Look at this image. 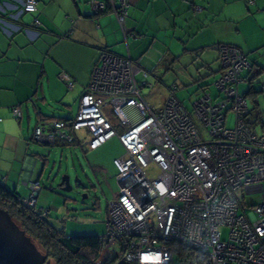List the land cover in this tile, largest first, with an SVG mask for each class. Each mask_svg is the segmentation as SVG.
Wrapping results in <instances>:
<instances>
[{"label": "built area", "instance_id": "1", "mask_svg": "<svg viewBox=\"0 0 264 264\" xmlns=\"http://www.w3.org/2000/svg\"><path fill=\"white\" fill-rule=\"evenodd\" d=\"M92 2L96 13L105 7ZM114 2L108 4L124 31L127 0H118V8ZM36 5L22 0L15 19L34 14ZM5 24L0 19L1 29ZM219 61L220 102L204 94L189 111L171 95L153 109L136 80L138 74L146 78V71L127 57L104 52L75 117L36 125V142L84 141L89 151L113 138L121 143L123 156L113 162L118 191L107 202L106 232L95 264H172L171 243L204 255L211 264H264V137L248 126L246 101L238 92L241 74L251 65L234 46H220ZM62 81L73 87L66 75ZM259 88L264 97V83ZM229 111L235 114L233 129L225 127ZM11 113L20 119L18 108ZM80 132L88 139L80 140ZM39 191L32 184L23 203L34 208ZM237 191L259 194L261 203L246 213ZM225 228L229 233L222 241Z\"/></svg>", "mask_w": 264, "mask_h": 264}, {"label": "crops", "instance_id": "2", "mask_svg": "<svg viewBox=\"0 0 264 264\" xmlns=\"http://www.w3.org/2000/svg\"><path fill=\"white\" fill-rule=\"evenodd\" d=\"M92 1L105 0H36L34 15L15 19L22 0H0V13L8 16H0L6 22L0 27V185L22 198L29 197L32 184L41 185L54 148L64 146L61 140L32 141L36 125L75 117L102 51L129 58L154 78L161 75L158 69L166 71L180 58L192 59L193 65L198 63L195 84L219 75L220 67L212 68L219 62L216 47L232 45L251 65V71L242 73V84L253 86L264 78V0H127L124 31L113 12L94 13ZM194 6L201 11H192ZM33 16L38 27L32 24ZM239 19L249 28L235 26ZM65 49L75 55L69 57ZM201 69L208 75L203 77ZM58 75L61 81L63 75L73 81L70 98ZM259 94L247 96L250 102L245 97L246 121L256 134L264 132ZM13 108L20 110L19 120L12 117Z\"/></svg>", "mask_w": 264, "mask_h": 264}, {"label": "rangeland", "instance_id": "3", "mask_svg": "<svg viewBox=\"0 0 264 264\" xmlns=\"http://www.w3.org/2000/svg\"><path fill=\"white\" fill-rule=\"evenodd\" d=\"M92 5L93 2H91ZM94 13L96 12L94 11ZM240 15H242V10L239 8L236 16L239 18ZM23 17L27 18L28 16L24 15ZM234 25H239L241 30L242 27L247 26L249 28V23H242V19H239L238 23ZM238 36L242 39V33H238ZM65 53L75 55L72 51L67 52L66 49ZM196 65H193L192 59L180 58L174 64H170L168 70L158 69L157 71L161 74L158 78L152 77L150 70L148 71L151 74L145 70L147 73L146 79L142 75H137L136 80L142 86L141 94L147 105L153 109H159L165 100L174 95L186 109L191 111L193 104L204 95L198 88V84H193V79L199 77ZM212 65L214 70L220 67V63H217V61L213 62ZM172 66L174 67L172 68ZM201 71H203V77L208 75L207 69H201ZM56 78L62 82L66 97L70 98L73 89H69L59 79V75ZM218 78L219 75H211L202 81L208 85L205 94L215 99L214 103L221 101V97H218V89L215 86ZM263 79H256L253 85L254 88L258 82L264 81ZM146 83L148 85L143 86ZM248 88L247 83L239 84V94H245ZM257 97L260 102H264L263 95L259 94ZM246 99L248 102L251 100L249 97ZM234 126L235 114L229 111L225 127L233 129ZM257 128L259 129V126ZM84 133L80 132L78 134V137L82 135V138L79 137L80 140H83V138L88 139V136ZM257 135L264 136V132L262 134L257 132ZM205 140L209 141L208 136H205ZM81 145L54 148L55 151L52 157L48 159L45 175L40 182L41 192L36 199V209L47 211L49 224L56 229H62L65 236L94 240L102 237L106 232L107 202L118 191L115 180L117 170L113 165V161L123 156V148L117 138L109 140L94 151H87ZM40 147L42 148V146ZM65 177L69 178V186L71 187V190L66 192L60 187ZM236 196L246 213L251 211L252 206L261 203L259 194L248 196L242 191H237ZM27 197L24 198L27 199ZM228 233L229 231L226 228L222 229V241L227 240Z\"/></svg>", "mask_w": 264, "mask_h": 264}, {"label": "trees", "instance_id": "4", "mask_svg": "<svg viewBox=\"0 0 264 264\" xmlns=\"http://www.w3.org/2000/svg\"><path fill=\"white\" fill-rule=\"evenodd\" d=\"M108 1L109 0H105L103 2L105 4L104 9L96 14H101L102 12H112V9L110 5L108 4ZM114 1H118V0H114ZM115 6L118 8V5H115ZM126 6L128 7L127 2H126ZM127 7H126L124 21H125V18L127 17ZM197 8L199 9L198 12H200L201 8L196 7V6L192 8V11L195 12V9ZM34 14H29V15H34ZM0 16L3 18L8 17L7 15L4 16V14L2 13H0ZM90 18H92V16ZM34 19L37 20L35 16H33V21ZM32 24L34 27H38L39 22H38V25L34 24V22ZM19 29L21 31H24L22 27H19ZM223 45L225 44H220L216 47L218 51V61H219V48L220 46H223ZM225 46H232V45H225ZM104 52H108V51H102V53ZM241 53L244 55L242 51ZM221 71L222 70H221V65H220V73ZM202 81H196L195 84H198V88L201 91L202 90L205 91L206 89H208V85H206ZM260 83L261 82H259L257 85L258 86L257 91L253 88L252 83H250L249 88L246 91V93L241 95L242 98L245 99V97L251 94H256L258 92L260 93V88H259ZM141 87L142 86L140 85V89ZM203 94H205V92ZM55 119L62 120L59 118H54V120ZM248 126L253 131L252 127L249 124ZM57 140H61V139H56L55 141ZM32 141H34L33 136H32ZM61 141L64 143L63 144L64 146H80L81 145L77 141L73 143H68L64 140H61ZM24 200H25L24 198L18 196L15 192H10L6 188H4L2 185H0V209H3L8 212L12 220L20 227L21 230H23L26 233L28 237L31 238V240L35 243L39 251L42 254L47 256V259L50 261L51 264H95L96 260L99 257V253L101 250V243L99 241V238H95L94 240H92V239H86V238L84 239L83 238H69L65 236L62 229H56L49 224L47 211H44L42 209L37 210L36 205L34 208L28 207L23 203ZM170 248L173 250V254H174L172 255V264H211L209 259H207L204 255H201L187 248L185 249L181 244L171 243ZM106 264H113V262L107 261Z\"/></svg>", "mask_w": 264, "mask_h": 264}, {"label": "water", "instance_id": "5", "mask_svg": "<svg viewBox=\"0 0 264 264\" xmlns=\"http://www.w3.org/2000/svg\"><path fill=\"white\" fill-rule=\"evenodd\" d=\"M60 187L65 192L70 191L69 178H63ZM0 264H51L3 209H0Z\"/></svg>", "mask_w": 264, "mask_h": 264}]
</instances>
